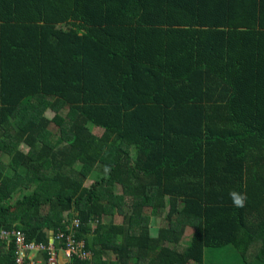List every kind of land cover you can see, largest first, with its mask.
<instances>
[{"label": "trees", "instance_id": "1", "mask_svg": "<svg viewBox=\"0 0 264 264\" xmlns=\"http://www.w3.org/2000/svg\"><path fill=\"white\" fill-rule=\"evenodd\" d=\"M1 229L59 264H264V0H0Z\"/></svg>", "mask_w": 264, "mask_h": 264}, {"label": "built area", "instance_id": "2", "mask_svg": "<svg viewBox=\"0 0 264 264\" xmlns=\"http://www.w3.org/2000/svg\"><path fill=\"white\" fill-rule=\"evenodd\" d=\"M58 238H64L67 242V248L62 254L67 258H71L72 255L76 254L77 258L87 259L90 258L89 252L83 250L84 243L76 241L72 236L65 238L64 233L57 235ZM0 237L4 239L15 238L17 251V263L18 264H59L57 250L55 248V238L51 239L49 244L46 245L44 242L26 241L25 233L21 230L16 229H1ZM48 254V258H42V254ZM29 254V255H28ZM28 255V260L25 257Z\"/></svg>", "mask_w": 264, "mask_h": 264}, {"label": "rangeland", "instance_id": "3", "mask_svg": "<svg viewBox=\"0 0 264 264\" xmlns=\"http://www.w3.org/2000/svg\"><path fill=\"white\" fill-rule=\"evenodd\" d=\"M47 115L49 116V117H53L54 116V113L52 112V111H49L48 113H47ZM119 191V190H118ZM106 220L108 221L109 219L108 218H106ZM122 221V217L121 218H117V222H121ZM159 221H158V218H154L153 220H152V226L153 227H156V226H158L159 224ZM223 251H224V253L226 254V258L230 261V262H232V263H235L236 262V259H237V252L236 251H234V250H232L231 248H225V249H223Z\"/></svg>", "mask_w": 264, "mask_h": 264}, {"label": "clouds", "instance_id": "4", "mask_svg": "<svg viewBox=\"0 0 264 264\" xmlns=\"http://www.w3.org/2000/svg\"><path fill=\"white\" fill-rule=\"evenodd\" d=\"M229 196L233 202V205L236 207H243L247 199L246 194L237 191H231Z\"/></svg>", "mask_w": 264, "mask_h": 264}]
</instances>
